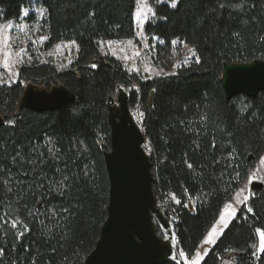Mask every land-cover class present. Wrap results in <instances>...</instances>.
Wrapping results in <instances>:
<instances>
[{"label":"trees","instance_id":"16d2710c","mask_svg":"<svg viewBox=\"0 0 264 264\" xmlns=\"http://www.w3.org/2000/svg\"><path fill=\"white\" fill-rule=\"evenodd\" d=\"M39 1L43 47L74 41L77 54L64 70L52 61L20 65L17 81L0 85V264H82L94 248L107 216L103 151L118 90L142 111L152 190L172 198L177 217L169 222L175 245L161 264H180L176 251L193 255L264 151V91L226 98L220 84L224 63L264 57V0L155 3L145 33L166 45L182 41L195 58L151 78L101 57L98 47L133 36L135 0ZM29 4L0 0V22ZM23 81L62 86L74 99L33 111L21 103ZM262 184L200 264H264V177Z\"/></svg>","mask_w":264,"mask_h":264},{"label":"water","instance_id":"95a60500","mask_svg":"<svg viewBox=\"0 0 264 264\" xmlns=\"http://www.w3.org/2000/svg\"><path fill=\"white\" fill-rule=\"evenodd\" d=\"M220 84L226 98L254 97L264 91V57L224 63ZM73 99L62 86L43 90L29 85L21 103L40 112L58 109ZM127 99V93L118 90L115 106L108 108L110 148L103 151L109 185L107 216L82 264H161L171 254V226L155 206L146 134L131 117ZM262 187L261 182L250 186L253 191ZM154 223L165 231V240L156 233Z\"/></svg>","mask_w":264,"mask_h":264},{"label":"rangeland","instance_id":"374dc122","mask_svg":"<svg viewBox=\"0 0 264 264\" xmlns=\"http://www.w3.org/2000/svg\"><path fill=\"white\" fill-rule=\"evenodd\" d=\"M29 1L32 5L23 7L18 18L0 22V85L17 81L20 65L52 61L58 70H64L76 57L77 44L74 41H59L50 48L43 47L46 36L42 33L40 24L44 7L39 0ZM155 3H168L173 6L172 0H135L133 36L99 40L101 57H113L123 63L128 72L137 73L145 78L174 74L182 64H188L195 58L193 49L186 43L172 39L169 45H166L160 37L145 33V22L153 16ZM29 85L42 89L44 84L23 81L24 90ZM129 111L136 124L143 129L140 107L130 106ZM144 148L147 151L146 143ZM263 177L264 151L246 179L225 204L228 207L226 208L225 205L222 207L193 255L188 258L184 254L181 255L180 250L176 251V259L180 264L201 263L209 249L235 217L241 204L248 200L253 192L250 188L251 184L262 183ZM154 200L157 201L155 196ZM258 236V248H261L264 236L261 232ZM171 244L175 245L173 236Z\"/></svg>","mask_w":264,"mask_h":264},{"label":"built area","instance_id":"2783aa9c","mask_svg":"<svg viewBox=\"0 0 264 264\" xmlns=\"http://www.w3.org/2000/svg\"><path fill=\"white\" fill-rule=\"evenodd\" d=\"M155 206L158 211L168 219L171 224L177 221L176 213L173 209L172 198L167 194L155 193Z\"/></svg>","mask_w":264,"mask_h":264},{"label":"flooded vegetation","instance_id":"af4514ba","mask_svg":"<svg viewBox=\"0 0 264 264\" xmlns=\"http://www.w3.org/2000/svg\"><path fill=\"white\" fill-rule=\"evenodd\" d=\"M155 230L157 231V234H158L163 240L166 239V233H165V231H164L161 227L156 226V229H155Z\"/></svg>","mask_w":264,"mask_h":264},{"label":"snow or ice","instance_id":"6c2138e0","mask_svg":"<svg viewBox=\"0 0 264 264\" xmlns=\"http://www.w3.org/2000/svg\"><path fill=\"white\" fill-rule=\"evenodd\" d=\"M172 2H173V6H175V4H176V0H172ZM225 207L227 208V207H228V205H225ZM248 211H249V212H251V211H252V209H251V208H249V209H248ZM257 231L259 232L260 230L258 229ZM262 247H264V244H262ZM181 255H183V253H181Z\"/></svg>","mask_w":264,"mask_h":264},{"label":"bare ground","instance_id":"6f19581e","mask_svg":"<svg viewBox=\"0 0 264 264\" xmlns=\"http://www.w3.org/2000/svg\"><path fill=\"white\" fill-rule=\"evenodd\" d=\"M154 196H155V193L153 192Z\"/></svg>","mask_w":264,"mask_h":264}]
</instances>
